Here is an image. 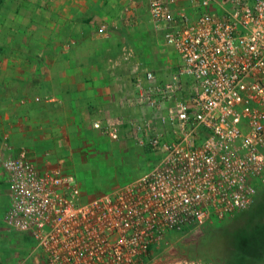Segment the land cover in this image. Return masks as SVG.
Returning a JSON list of instances; mask_svg holds the SVG:
<instances>
[{
    "label": "built area",
    "instance_id": "built-area-1",
    "mask_svg": "<svg viewBox=\"0 0 264 264\" xmlns=\"http://www.w3.org/2000/svg\"><path fill=\"white\" fill-rule=\"evenodd\" d=\"M190 1L194 14L178 0H150L154 29L181 60L163 81L152 70L134 77L126 107L153 116L94 124L105 139L160 152L148 174L85 200L75 175L41 170L26 150L0 151L4 222L33 238L44 264H216L159 251L167 234L245 212L264 190V0Z\"/></svg>",
    "mask_w": 264,
    "mask_h": 264
},
{
    "label": "crops",
    "instance_id": "crops-1",
    "mask_svg": "<svg viewBox=\"0 0 264 264\" xmlns=\"http://www.w3.org/2000/svg\"><path fill=\"white\" fill-rule=\"evenodd\" d=\"M143 2L0 0V151L9 157L26 150L41 170L61 168L55 150L64 135L136 115L126 107L135 71L123 57L133 29L122 15ZM178 3L196 13L190 0ZM6 193L11 199L0 162V197ZM3 225L9 229L4 218Z\"/></svg>",
    "mask_w": 264,
    "mask_h": 264
},
{
    "label": "rangeland",
    "instance_id": "rangeland-1",
    "mask_svg": "<svg viewBox=\"0 0 264 264\" xmlns=\"http://www.w3.org/2000/svg\"><path fill=\"white\" fill-rule=\"evenodd\" d=\"M150 0L129 4L122 16L136 19L129 25L132 38L125 49L131 56L134 74L154 71L161 81L169 78L180 65V56L167 45L164 35L151 22ZM129 11V12H128ZM138 18V19H137ZM152 117L148 109H138L135 117ZM84 133L66 134L62 148L55 150L57 166L64 174L75 175L85 200H91L145 176L161 161L160 152L152 153L133 139H105L89 123ZM74 142L75 147H71ZM11 204L8 194L0 197V264H44L35 251L29 235L11 232L3 218ZM162 258H203L216 264H264V190L253 206L223 221H214L201 228L169 233L159 251Z\"/></svg>",
    "mask_w": 264,
    "mask_h": 264
}]
</instances>
